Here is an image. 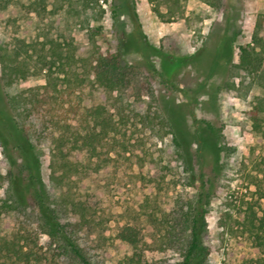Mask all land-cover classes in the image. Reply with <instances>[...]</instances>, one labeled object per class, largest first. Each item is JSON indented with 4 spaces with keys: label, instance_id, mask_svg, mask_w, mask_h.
Returning <instances> with one entry per match:
<instances>
[{
    "label": "rangeland",
    "instance_id": "1",
    "mask_svg": "<svg viewBox=\"0 0 264 264\" xmlns=\"http://www.w3.org/2000/svg\"><path fill=\"white\" fill-rule=\"evenodd\" d=\"M30 1L15 0L0 10V47L18 50V40L30 41L41 23L36 13L25 12L22 2ZM100 4L106 10L103 19L91 20V26L102 25L95 36L96 49L103 54L121 49L123 62L133 65L135 72L118 90L103 93L93 74L87 75L90 66L80 63L85 94L107 97L109 111L116 113L121 104L134 103L141 90L143 98L171 121L185 157L176 152L172 134L163 135L159 125L152 128L133 118L126 135H119L126 150L121 155L112 151V163L97 175L93 204L101 223L83 229L86 240L94 245L133 225L140 230L150 264H174L179 253L160 248L159 233L147 213L154 204L172 209L180 193L193 196L204 190L211 193L206 240L212 252L207 264H251L256 249L236 220L245 202L258 200L264 191V134L253 130L250 117L253 98L264 95V88L255 87L243 97L227 84L240 79L233 75L232 64L239 59V46L251 41L264 0H224L218 10L205 0H100ZM157 8L164 16L157 15ZM82 25L62 13L53 36L64 34L89 44L90 32ZM162 73L171 83H165ZM1 74L0 63V173L7 177L0 197L5 196L12 173L17 196L35 208L39 192L47 189L51 198L60 195L51 179L53 148L49 141L31 148L15 124L8 95L45 80L32 76L7 86ZM228 116L247 125L244 133L239 125L224 126V141L231 148L225 151L208 123L221 126ZM21 120L31 134L33 122ZM70 121L80 126L79 117ZM75 155L74 160H83L87 153ZM15 225V215L10 214L0 231L8 233ZM40 242L46 245L49 237L41 234Z\"/></svg>",
    "mask_w": 264,
    "mask_h": 264
},
{
    "label": "trees",
    "instance_id": "2",
    "mask_svg": "<svg viewBox=\"0 0 264 264\" xmlns=\"http://www.w3.org/2000/svg\"><path fill=\"white\" fill-rule=\"evenodd\" d=\"M14 2L0 0V10H7ZM205 2L217 10L224 4V0ZM22 5L26 13H36L41 23L30 41L18 40V50L0 47L1 75L7 86L32 76L45 80L9 94L8 102L15 124L31 148L36 149L45 141L51 143V179L60 195L51 198L47 189L39 192L35 196L37 207L30 208L17 196L14 176L10 174L6 194L0 197V226L10 214L15 215L16 225L8 233L0 231V264H150L136 226L126 225L111 238L94 245L88 243L83 229L101 223L93 204L94 183L99 181L97 175L105 166L112 163L111 152L121 155L126 150L120 136L126 135L133 118L152 128L159 125L163 135L172 134L175 150L184 158L182 143L169 118L154 109L141 90L134 103L121 104L116 113L109 111L107 97L85 94V78L77 68L80 63L90 66L87 75L93 74L97 90L103 93L118 90L135 72L133 65L123 62L121 49L108 54L96 49L95 36L102 25L91 26V20L100 22L105 15L100 0H31ZM155 12L164 16L159 8ZM62 13L83 22L82 29L90 32L89 44L77 42L73 36H53ZM84 13L86 20L82 18ZM239 51L232 71L240 79L230 80L227 87L247 97L253 88H264V12L257 15L251 41L241 44ZM161 75L165 83H171L169 75ZM152 95L154 98L153 92ZM72 117L80 118V126L71 123ZM250 117L253 130L264 134V95L254 96ZM23 118L33 122L31 134L22 125ZM227 124L239 125L241 133L247 125L232 116L225 118L221 126L208 123L225 151L231 149L224 141ZM84 151L86 158L73 159V154ZM146 162L150 164L151 160ZM6 178L0 173V186L5 185ZM263 198L264 191L258 200L246 201L236 220L256 249L251 264H264ZM210 202L211 193L204 190L193 196L180 193L172 209L154 204L147 213L159 233L160 248L179 253L180 260L174 264H207L212 252L206 240V206ZM41 234L49 237L46 245L40 242Z\"/></svg>",
    "mask_w": 264,
    "mask_h": 264
}]
</instances>
